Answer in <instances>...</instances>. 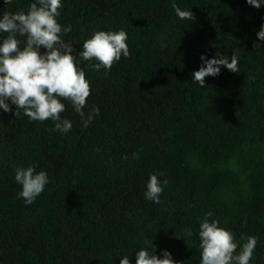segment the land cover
Here are the masks:
<instances>
[{
  "label": "trees",
  "instance_id": "trees-1",
  "mask_svg": "<svg viewBox=\"0 0 264 264\" xmlns=\"http://www.w3.org/2000/svg\"><path fill=\"white\" fill-rule=\"evenodd\" d=\"M36 0H0L5 12ZM61 0L57 22L100 109L88 127L69 101L54 122L0 109V264H135L141 249L179 264H201L199 230L209 222L257 237L249 264H264V0ZM192 11L181 20L172 5ZM127 33L130 56L96 71L79 53L96 31ZM7 33L0 32V44ZM26 41V37H18ZM261 47L256 49L255 44ZM21 49L24 43L20 45ZM46 50L41 48V54ZM240 57L238 73H193L205 60ZM139 152L133 159L132 153ZM127 156V159L124 157ZM33 166L49 183L32 204L18 198L15 169ZM162 173L160 203L145 197Z\"/></svg>",
  "mask_w": 264,
  "mask_h": 264
},
{
  "label": "clouds",
  "instance_id": "clouds-1",
  "mask_svg": "<svg viewBox=\"0 0 264 264\" xmlns=\"http://www.w3.org/2000/svg\"><path fill=\"white\" fill-rule=\"evenodd\" d=\"M12 0H4L6 5ZM247 3L257 9L261 7L259 0H247ZM61 0H36L28 6L27 14L24 10L15 13L5 12L0 19V32L7 33L0 44V109L4 112L12 111L7 101L16 106L15 117L23 114L32 121L52 120V131L67 133L72 129L68 119H62L65 111L64 100L69 101L75 112L81 117L83 127L100 114L98 107L92 108L87 114L83 111L86 99L90 96V84L85 78V72L77 66L76 56L73 55L72 45L61 38V33L71 32V27H64L57 22ZM176 15L181 20H195L192 11L181 10L175 3L172 5ZM18 37H26L21 41ZM259 40L264 41V25L257 33ZM127 33L120 31H96L83 43V50L79 56L85 61H97L89 66L96 71L102 67L111 70L121 56H130L126 43ZM24 43L21 49L20 45ZM254 47L259 49L260 44ZM46 51L41 54L40 49ZM218 58L205 60L199 70L193 75L194 82L205 87V77L218 76L223 66L233 73H238L239 55L234 51L231 59L217 54ZM133 159L139 158V152L132 153ZM127 159V156L124 157ZM162 173L150 174L147 182L145 197L149 201L160 203L163 186L168 181L159 180ZM15 181L22 186L18 198L26 204H32L44 191L49 183L45 171H35L33 166L17 167ZM208 212L200 224L199 238L202 250L201 264H249L257 245V237L241 236L242 248L236 253L238 244L233 233L218 226V221L209 222ZM120 264H130L127 256L120 259ZM135 264H179L172 259L168 251L163 252V258L145 249L136 252Z\"/></svg>",
  "mask_w": 264,
  "mask_h": 264
}]
</instances>
